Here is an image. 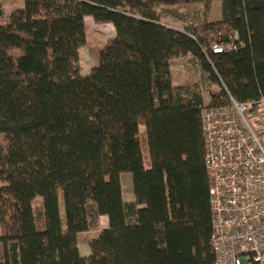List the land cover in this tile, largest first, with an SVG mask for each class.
I'll return each mask as SVG.
<instances>
[{
	"label": "trees",
	"instance_id": "1",
	"mask_svg": "<svg viewBox=\"0 0 264 264\" xmlns=\"http://www.w3.org/2000/svg\"><path fill=\"white\" fill-rule=\"evenodd\" d=\"M221 2L183 30L156 12L170 0L0 5V264H215L204 100L171 63L190 57L217 86L208 107L264 102V0ZM86 17L116 35L84 76ZM85 232L99 235L82 257Z\"/></svg>",
	"mask_w": 264,
	"mask_h": 264
},
{
	"label": "built area",
	"instance_id": "2",
	"mask_svg": "<svg viewBox=\"0 0 264 264\" xmlns=\"http://www.w3.org/2000/svg\"><path fill=\"white\" fill-rule=\"evenodd\" d=\"M260 104L230 97L202 112L215 264H264V143L251 113Z\"/></svg>",
	"mask_w": 264,
	"mask_h": 264
},
{
	"label": "rangeland",
	"instance_id": "3",
	"mask_svg": "<svg viewBox=\"0 0 264 264\" xmlns=\"http://www.w3.org/2000/svg\"><path fill=\"white\" fill-rule=\"evenodd\" d=\"M24 0H0L4 16L23 5ZM170 4H158L156 12L162 24L168 27L183 30L190 25L202 24L219 20L222 16V2L216 0L209 6L204 3H189L186 0H170ZM102 25V24H99ZM87 41L81 49L80 71L81 74L89 75L94 66L99 63L100 50L108 45L115 37V31L111 25H102L99 28L95 24L86 23ZM171 70L173 81L176 85H189L196 87L202 94L204 105L210 103V92L217 86L207 80L206 74L200 66L195 64L190 57H177L172 60ZM252 124L264 143V104H260L251 111ZM143 131V127H141ZM123 198L125 201L133 200L132 175H121ZM101 227L107 228L106 218L100 220ZM98 232H85L78 236V248L81 256H89L90 241L97 238Z\"/></svg>",
	"mask_w": 264,
	"mask_h": 264
},
{
	"label": "crops",
	"instance_id": "4",
	"mask_svg": "<svg viewBox=\"0 0 264 264\" xmlns=\"http://www.w3.org/2000/svg\"><path fill=\"white\" fill-rule=\"evenodd\" d=\"M87 20H88V24H95L96 25V27H100V26H102V25H111V24H102V25H99V26H97L98 25V23H96L91 17H86L85 18V25H86V23H87ZM112 26V25H111ZM113 27V26H112ZM114 29V28H113ZM115 31V30H114ZM116 35V34H115ZM115 38V37H114ZM113 38V39H114ZM94 67H96V66H94ZM93 67V68H94ZM82 75H84V74H82ZM84 76H86V75H84ZM133 190V189H132ZM133 199H134V195H133ZM104 218H106L107 219V217H105V216H103ZM103 217H101V219L103 218ZM100 219V220H101ZM107 222H108V219H107ZM82 257H87V256H82Z\"/></svg>",
	"mask_w": 264,
	"mask_h": 264
}]
</instances>
